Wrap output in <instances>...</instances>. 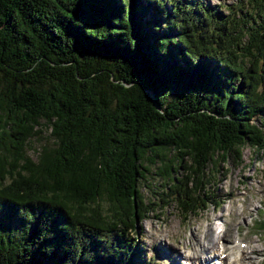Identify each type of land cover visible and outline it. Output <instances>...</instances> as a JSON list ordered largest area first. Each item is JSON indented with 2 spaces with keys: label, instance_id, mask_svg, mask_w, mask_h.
<instances>
[{
  "label": "trees",
  "instance_id": "16d2710c",
  "mask_svg": "<svg viewBox=\"0 0 264 264\" xmlns=\"http://www.w3.org/2000/svg\"><path fill=\"white\" fill-rule=\"evenodd\" d=\"M221 7L0 0V211L22 228L0 221V264H153L129 232L148 174L196 215L218 163L264 150V0Z\"/></svg>",
  "mask_w": 264,
  "mask_h": 264
},
{
  "label": "rangeland",
  "instance_id": "374dc122",
  "mask_svg": "<svg viewBox=\"0 0 264 264\" xmlns=\"http://www.w3.org/2000/svg\"><path fill=\"white\" fill-rule=\"evenodd\" d=\"M201 1L215 5L222 13H226L221 5H235L244 0ZM253 121L258 125L263 124L264 129V112ZM46 132L43 129L39 135L30 139L26 153L33 159L38 143ZM218 164L220 172L216 174L210 188L215 194V201L196 215H184L176 210L172 202L163 204L159 201V195L151 191L161 188L156 175L148 174L147 179L141 183L140 190L145 198L156 201L157 206L146 211L144 219L136 220L135 231L126 230L139 240L142 247L140 254L144 260L153 264H186L185 258L189 254L200 256L208 252L218 237L223 236L218 242L220 247L232 249L226 255L228 262L234 261L232 259L237 255L235 248L240 246L249 251V261L253 262L250 264H264V227L256 225V220L264 219V150L256 151L245 144L240 162H230L228 159ZM0 221L4 232L10 230L14 236H20L22 228L17 218L2 209ZM210 221L214 224L209 229ZM234 233L239 236L233 241Z\"/></svg>",
  "mask_w": 264,
  "mask_h": 264
},
{
  "label": "bare ground",
  "instance_id": "6f19581e",
  "mask_svg": "<svg viewBox=\"0 0 264 264\" xmlns=\"http://www.w3.org/2000/svg\"><path fill=\"white\" fill-rule=\"evenodd\" d=\"M213 224L214 223L211 222V225L209 226V229L212 228ZM225 235H226V233H225ZM222 239H223V236H221V237L219 236L218 237V241L215 243V245L213 247H211L209 249V251H208V253L206 255L202 254L200 256H198V255L195 256L194 254H189L186 258L190 260V263H192V260L194 259L193 262H195V263H197L200 260H202V264H209V255L210 254H217L218 255V254H220L221 252H224V251H227V253L229 254L232 249H229L227 247H220V245H218V242L220 240H222ZM232 247H233V245H232ZM236 249L238 250V257H237L236 261H231V262L229 261L228 262L225 259V257H224V258L219 259L221 261V264H250V263H253V262L249 261L250 260L249 257H248L249 251L247 250V248H241V247H237L236 246Z\"/></svg>",
  "mask_w": 264,
  "mask_h": 264
}]
</instances>
